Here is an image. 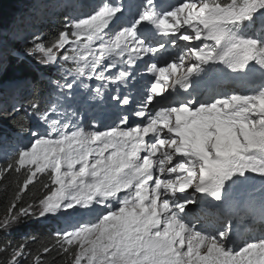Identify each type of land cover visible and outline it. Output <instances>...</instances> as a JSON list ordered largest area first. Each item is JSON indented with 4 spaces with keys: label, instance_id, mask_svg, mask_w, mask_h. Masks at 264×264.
Returning a JSON list of instances; mask_svg holds the SVG:
<instances>
[{
    "label": "snow or ice",
    "instance_id": "snow-or-ice-1",
    "mask_svg": "<svg viewBox=\"0 0 264 264\" xmlns=\"http://www.w3.org/2000/svg\"><path fill=\"white\" fill-rule=\"evenodd\" d=\"M64 21L51 37L29 30L30 17L0 25V72L20 55L56 75L43 105L38 81L20 108L11 105L18 114L26 104L46 130L0 163V180L23 173L0 232L85 209L88 217L56 231L33 264L53 251L62 264H264V0H95ZM170 48L180 55L161 64ZM140 63L150 78L135 89ZM217 64L232 86L201 87ZM121 85L136 90L135 110L85 126L80 98L113 90L125 108L133 95ZM177 85L182 98L169 99ZM42 175L41 195L22 204ZM256 177L258 200L232 198ZM245 221L251 234L240 238ZM27 249L5 242L0 264H21Z\"/></svg>",
    "mask_w": 264,
    "mask_h": 264
},
{
    "label": "rangeland",
    "instance_id": "rangeland-1",
    "mask_svg": "<svg viewBox=\"0 0 264 264\" xmlns=\"http://www.w3.org/2000/svg\"><path fill=\"white\" fill-rule=\"evenodd\" d=\"M0 1L2 3V6H3V10H2V12H0V25H3L5 23L7 26H9L12 22V17H13V21L15 19L25 18L26 12L22 8L24 6V0H22V1L21 0H16V1L15 0H0ZM63 1H65V0H45L46 7L42 8L41 10L38 11L36 0H31L32 3L36 4V13H38L40 16L39 20H41L45 17H47L48 19H53V17H54L53 12L55 13V12H57V10H58V12H61L64 15H69V16L80 13V12H86V11L90 10L92 4L95 3V0H73V1L67 0V3H65ZM176 2H177V0H165V3H167V4H175ZM12 3H16V4L13 6ZM6 11H9V12L7 14H5ZM8 14L10 15L9 18L6 17ZM32 21H33V23L31 26L34 25L33 27L38 28V26L36 25L37 20L32 19ZM60 27H63V25ZM58 30H61V29H58ZM32 31H36L39 34L41 30L34 29ZM183 43H185V42H181V44H183ZM172 53L173 54L171 56H168L167 53L160 56L159 57L160 63L163 64L165 61H170L171 59L180 55V52L176 49H172ZM17 56L19 58L21 57L28 67L29 66L31 67L32 71H34L35 74H37L38 78H41L42 80L46 79L41 73V71L43 69H45L44 66L36 63V61L32 58H29L26 56H20V55H17ZM14 57H16V55H14L11 59L15 60L16 58H14ZM166 57H168V58H166ZM148 62L150 63V61H148ZM221 66H223V65L217 64V65H214L213 68L209 69L207 74L204 76V79L200 82L201 87L216 85L217 87L220 88V90H223L224 87H231L232 86V84H231L232 79L227 77V75L225 74L226 71H228V70L227 69L225 70L224 66L222 69ZM144 67H145L144 64L140 63L134 72V75L138 74L137 80L136 81H130V85L134 84L135 89H141L142 86L144 85L145 81H147L150 78V74L146 73L144 71ZM2 72H0V74H2ZM31 80H32V77H30L27 74H24L22 79L17 77L15 80L16 82H14L11 85H9L8 87H6L8 89H6V90L0 89V95H4L3 101H7L8 106H10L9 110L12 111L11 105L13 103L16 104L17 108H19L21 106L24 98L27 95V91H29L31 89V85L33 82ZM92 86L95 87V82L92 83ZM120 87H121L122 92H131L132 93L133 103L128 107H125V108L120 107L117 110H113V113L110 110L109 105H107L105 103L106 98L108 100H110L111 96L115 94V92L113 90H109L108 92H106L110 96L106 97V95H104L103 100H100V99L92 100V103H91V100L86 99V96L80 98V101H79L77 107L80 108V109H78L79 118H81L83 120V124L85 126H88L92 123V121H95L97 127L103 128L104 126L112 125L114 122H116L117 118L121 114H123L124 112L135 110V107H136V98H135L136 90H134L132 87L125 88L123 85H121ZM176 89L178 91L183 92V90L180 89L178 85L176 86ZM76 91H77V93H79L80 89H77ZM169 91H171V90H169ZM180 98H182V96H180ZM90 103L94 104V107H92V110L89 113ZM89 114H90V116H89ZM136 119L137 118L132 117L133 121H135ZM38 122H40V121L38 120ZM36 126H37V128H36ZM36 126L30 130V133L32 131L43 132L46 130V125L41 124V122L38 123V125H36ZM30 133L24 137L27 141L26 145H29V142L31 140ZM1 141H5V140H1ZM7 150H8V148L6 149L4 154L12 153V151L9 153V151H7ZM249 189H250V187L246 186V185L243 187L235 189L232 193L233 199L239 200V201H245V200L249 199L250 197H255V199L258 200L259 196H260L259 192L257 191L256 193H253L252 191H249ZM98 208H99V206H98ZM85 215H89L85 209H78V210H68L67 213L61 212L57 215H54V216L49 215L46 217H42L40 219L48 221V220L54 218L58 223L61 224V225L55 227V229H53V231L56 232L58 230H66V229L70 228L72 225L76 224L77 222L84 220ZM2 217L3 216H1V218ZM35 220H37V219H35ZM18 227H15L13 229L14 230L19 229ZM256 227H259V225H256ZM251 230H252V226H251L250 222L245 221L241 227L242 235L240 238H246V236L248 234H251ZM19 237H21L22 239L24 238V236H21V235H19Z\"/></svg>",
    "mask_w": 264,
    "mask_h": 264
},
{
    "label": "trees",
    "instance_id": "trees-1",
    "mask_svg": "<svg viewBox=\"0 0 264 264\" xmlns=\"http://www.w3.org/2000/svg\"><path fill=\"white\" fill-rule=\"evenodd\" d=\"M16 1V0H15ZM22 1V0H21ZM73 1V0H71ZM67 3V0L63 1ZM17 3V2H16ZM16 3H12L13 6ZM26 12L25 17H30L33 20H37V26H31L29 30H41L40 33H44L47 37L53 36L59 30L62 29L64 21V14L61 12H53V19H48L47 17L40 19L38 13H36V4L32 3L31 0H24V6L22 7ZM3 7L1 9V12ZM9 11H6L7 14ZM4 14V15H5ZM7 18L10 17L8 14ZM39 17V18H37ZM13 22V17H12ZM11 22V23H12ZM3 26L7 27L4 23ZM15 60L10 59L8 62L7 70L3 71L0 74V89H8L9 85L16 82V78L22 79L24 74L32 77L31 81H38L40 87V97L41 104L47 101L49 98V93L53 90L52 85L48 83L49 78L55 79V69L51 67H44L41 71L42 75L46 78L42 80L37 77L34 71H32L31 67L27 66L24 60L16 55ZM27 67V68H26ZM34 74H33V73ZM5 86V87H4ZM32 88L27 91V96H29ZM4 95H0V109L7 108V111L0 110V149L5 150V146L8 144H13L14 147L16 145L23 146L24 145V136L30 133V130L34 126V122L37 120L35 115L31 114V109L27 107V105L23 106V110L18 114H13L11 110H9L10 106H8L7 101H3ZM21 107V106H20ZM19 107V108H20ZM23 125L25 129L22 131L19 125ZM5 140V141H1ZM16 152V151H15ZM14 152V153H15ZM13 153V154H14ZM12 156V155H11ZM10 157V156H9ZM5 162V160L3 161ZM2 162V163H3ZM23 180V173L19 176L17 175H8L5 179L0 180V218L5 214L9 203L13 197L14 191L16 189V185L21 183ZM48 182L47 175H42L38 178L36 182L31 184L27 189L26 193L23 194V202L22 204H27L35 200L38 196L41 195L40 189L44 183ZM37 218L29 217L24 220L23 223L19 225V229H12L7 234L0 232V246H2L5 242H11L13 244H17L19 242H25L28 245V249L30 250L32 255L28 257L21 258V264H33V257L41 251L42 246L46 245L53 238V223H44L39 220H35ZM19 235L24 236L22 239ZM35 237V241L33 242L32 238ZM42 260L44 264H62V257L58 256L56 252L50 253H41ZM9 258V253L0 252V262H5Z\"/></svg>",
    "mask_w": 264,
    "mask_h": 264
},
{
    "label": "bare ground",
    "instance_id": "bare-ground-1",
    "mask_svg": "<svg viewBox=\"0 0 264 264\" xmlns=\"http://www.w3.org/2000/svg\"><path fill=\"white\" fill-rule=\"evenodd\" d=\"M173 53H172V48H170L169 50H168V52H167V55L168 56H171ZM166 58H168V57H166ZM150 63H151V61H150ZM213 86H216V85H213ZM171 90V89H170ZM172 91V90H171ZM180 93H182V91H176V92H174L173 93V95H172V97H170L169 99H179L180 98ZM106 95V97H108V96H110L109 94H105ZM135 98H136V96H135ZM110 101V102H109ZM91 103H92V100H91ZM90 103V105H89V113L91 112V110H92V107H94V104H91ZM105 103L107 104V105H109V108H110V110L112 111V113H113V110H117V109H119L120 108V106H118V105H116V103L112 100V99H110V100H108L107 98H106V100H105ZM160 103H164V101H160ZM78 109H80V108H78ZM89 116H90V114H89ZM246 186H249L250 187V189H249V191H252V188L254 187V188H256V189H259L260 188V186H261V181H260V179H259V177H256L253 181H251L250 182V184L249 185H246ZM256 193V192H255ZM233 198V197H232ZM97 208H98V206H96Z\"/></svg>",
    "mask_w": 264,
    "mask_h": 264
},
{
    "label": "water",
    "instance_id": "water-1",
    "mask_svg": "<svg viewBox=\"0 0 264 264\" xmlns=\"http://www.w3.org/2000/svg\"><path fill=\"white\" fill-rule=\"evenodd\" d=\"M2 7H3V6H2V3H1V1H0V12H1Z\"/></svg>",
    "mask_w": 264,
    "mask_h": 264
}]
</instances>
